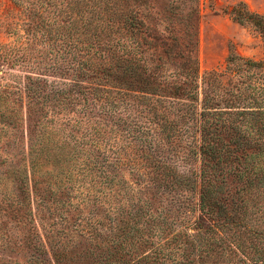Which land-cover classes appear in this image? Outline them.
Returning <instances> with one entry per match:
<instances>
[{"label": "rangeland", "instance_id": "374dc122", "mask_svg": "<svg viewBox=\"0 0 264 264\" xmlns=\"http://www.w3.org/2000/svg\"><path fill=\"white\" fill-rule=\"evenodd\" d=\"M240 1L264 15V0H0V264H264V38L233 19ZM111 57L158 94L85 73ZM208 72L239 107L200 118V94L169 93Z\"/></svg>", "mask_w": 264, "mask_h": 264}, {"label": "trees", "instance_id": "16d2710c", "mask_svg": "<svg viewBox=\"0 0 264 264\" xmlns=\"http://www.w3.org/2000/svg\"><path fill=\"white\" fill-rule=\"evenodd\" d=\"M236 5H241L243 7H241V11L239 10H234L235 8L231 9L230 11L234 13L233 19L235 21H237L238 23L247 20V18L251 19V21L253 22V24L259 29V31L261 32L262 37L264 38V15L258 14L256 12L250 11L246 6L245 3L243 2H237L235 3ZM247 18H246V17ZM111 20V17L109 19V21ZM113 57H111L112 59ZM86 64V60H82V63ZM91 64L88 63L87 65H85L87 68H85V73L88 75H92V76H97L98 73H101L107 77H109V81L111 82L112 85L116 84V86L114 85V87H117L116 92L122 96V95H133L134 92H132L130 86L132 85H136L140 84L138 86V88H143L140 89L143 92H146V94H150L153 95L154 93L158 94V92H156V87L151 85V82L149 81V79H146L145 77H142L141 74L142 72H140L142 69H144V66H141L138 63H134V61H130L128 60V58H124V59H120L118 57H115L112 60L107 61L106 64H103L101 62H99L97 65L95 66H90ZM248 65L250 66H254V67H261L260 63H254V62H248ZM246 64V67L248 66ZM194 69H193V73H196V64L194 65ZM97 74V75H96ZM210 72H208L205 76H202L201 78V89L200 92H196L195 91H183L181 93H177L176 91H170L169 93L172 94L175 97L176 95H184L186 97H188L189 99L192 98H198L199 94H200V100H199V111H198V115L200 118H204L207 116H211V115H219L223 112H225L226 109H232V108H237L239 106L235 105V102L237 100H240L239 95H236L234 97V99H222L218 96H216L217 92H215V90L213 88L210 87L208 81H206V78L210 79ZM209 76V77H208ZM212 78V77H211ZM160 90L162 91V88H160ZM160 92V91H159ZM34 93V91L32 92ZM30 95H33V94ZM234 94V93H233ZM232 94V95H233ZM138 96V95H136ZM172 96V97H173ZM177 98V97H176ZM116 101H118V98L116 99ZM128 100H122V102H127ZM174 102V101H172ZM116 103V102H115ZM161 106V110L163 109V106ZM229 111V110H228ZM161 113V112H158ZM156 120V119H154ZM151 121H153L151 119ZM207 121H209L208 119H205V122L207 123ZM158 123V121H156ZM173 122V121H172ZM147 127V126H146ZM87 134L84 133V138H82V140H88L89 138H86Z\"/></svg>", "mask_w": 264, "mask_h": 264}, {"label": "crops", "instance_id": "0c3cea01", "mask_svg": "<svg viewBox=\"0 0 264 264\" xmlns=\"http://www.w3.org/2000/svg\"><path fill=\"white\" fill-rule=\"evenodd\" d=\"M248 8V7H247ZM254 12V11H253ZM257 13V12H256ZM259 14V13H258ZM262 15V14H261Z\"/></svg>", "mask_w": 264, "mask_h": 264}]
</instances>
